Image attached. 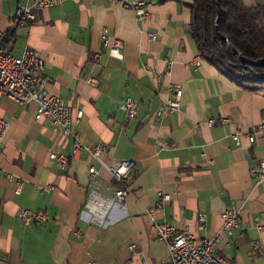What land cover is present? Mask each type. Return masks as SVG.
<instances>
[{
	"label": "crops",
	"instance_id": "1",
	"mask_svg": "<svg viewBox=\"0 0 264 264\" xmlns=\"http://www.w3.org/2000/svg\"><path fill=\"white\" fill-rule=\"evenodd\" d=\"M18 1L0 0V30L9 29L12 53L36 50L45 62L46 90L74 113L83 112L72 125L80 140L104 144L108 161L134 165L130 192L107 209L104 226L95 224L85 203L92 190L113 197L117 184L110 173L86 152L58 169L48 154L70 156L61 130L35 118V102L0 98V117L8 122L0 141V264H166L167 245L154 229L160 222L199 237L218 234L215 250L233 264H264V180L250 173L264 160V135L253 143L230 138L264 122V89H244L205 60L193 63L192 0H145L144 21L115 0H63L10 27ZM242 1L251 6L264 0ZM103 29L122 42L121 58L109 55ZM89 76L97 82L87 83ZM171 83L182 85L180 106L157 119ZM127 96L138 105L131 119L120 108ZM218 116L228 122L206 124ZM90 164L99 170L94 179ZM159 193L170 199L154 208ZM229 204L242 218L231 236L222 231L220 215ZM22 208L43 212L46 220L23 224Z\"/></svg>",
	"mask_w": 264,
	"mask_h": 264
},
{
	"label": "built area",
	"instance_id": "2",
	"mask_svg": "<svg viewBox=\"0 0 264 264\" xmlns=\"http://www.w3.org/2000/svg\"><path fill=\"white\" fill-rule=\"evenodd\" d=\"M63 0H19L15 11L10 20V27L14 23H25L33 21L38 10L58 5ZM123 7H130L134 10L136 18L144 21L148 18L149 3L145 0H115ZM151 39H155V34H149ZM12 36L8 30H0V98H6L10 101L27 105L31 102L36 103L35 118L46 119L51 124L57 126L62 134L70 142V156L64 153L50 151L48 156L56 162L58 169H65L69 160L78 157L81 152H86L100 167L107 170L117 188L113 197L101 196L96 191H91L87 197L85 206L90 214L91 222L104 226L106 224L104 215L107 209L115 202H122L125 196L130 192V174L134 161L130 159L107 160V149L104 144L87 145L80 140L79 134L73 130L72 125L82 116V110L74 113L72 107L65 103L60 97L50 94L46 90V79L43 76L44 59L39 53L25 46L19 55L12 53L9 47V41ZM102 43L107 48L109 55L122 57V42L107 35L106 29L102 32ZM96 56H98L96 54ZM200 57L197 55L193 58L194 64H199ZM87 83L95 84L97 78L89 76ZM170 98L156 109L155 117L161 118L163 115L175 112L180 106L182 96V85L180 83H171L169 85ZM137 102L127 96L125 97L120 108L125 117L131 119L135 117ZM228 118L224 116L211 117L206 120L207 125L215 123H227ZM8 128V122L0 117V141ZM257 134L264 135V122L259 123L253 130L242 131L237 129L230 134V138L239 143L240 137L244 136L250 143H253ZM90 178L94 179L99 175V170L90 164L87 168ZM252 176L257 177L258 181L264 180V160L260 159L257 167L251 168ZM21 188V182H16V191ZM170 196L167 193H159L158 201L154 208H159L163 203L168 201ZM153 211V209H152ZM222 231L231 236L240 226L242 218L238 208L234 204L227 205L221 212ZM18 218L23 224L42 223L46 220L43 212L33 211L22 208L18 211ZM205 224V215L198 216V229H203ZM257 228L263 226L257 224ZM157 238L167 245L169 257L166 264H233L228 258L217 253L215 244L219 239L216 234L213 237L197 236L186 228H177L176 226L160 222L154 224ZM257 247V244L254 243ZM127 248L135 250V244H128ZM86 264H96L90 261ZM138 264H147L141 262Z\"/></svg>",
	"mask_w": 264,
	"mask_h": 264
},
{
	"label": "trees",
	"instance_id": "3",
	"mask_svg": "<svg viewBox=\"0 0 264 264\" xmlns=\"http://www.w3.org/2000/svg\"><path fill=\"white\" fill-rule=\"evenodd\" d=\"M217 0H192L189 35L200 59L247 90L264 89V1L246 6L242 0H218L224 17L217 23ZM225 36L229 49L219 35Z\"/></svg>",
	"mask_w": 264,
	"mask_h": 264
},
{
	"label": "water",
	"instance_id": "4",
	"mask_svg": "<svg viewBox=\"0 0 264 264\" xmlns=\"http://www.w3.org/2000/svg\"><path fill=\"white\" fill-rule=\"evenodd\" d=\"M216 3H217V14H216V19H215V28H216V31L218 32L217 23L224 17L225 12L220 7L218 0L216 1ZM219 36L224 42H226L229 49H233L231 44L229 43L228 39L225 36H223L221 34ZM253 64H264V58H260L257 61H254Z\"/></svg>",
	"mask_w": 264,
	"mask_h": 264
}]
</instances>
